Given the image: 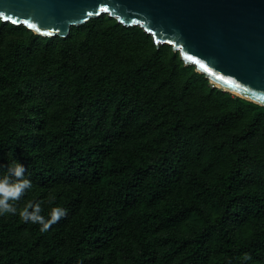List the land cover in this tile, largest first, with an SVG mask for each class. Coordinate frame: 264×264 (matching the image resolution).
<instances>
[{
    "label": "trees",
    "instance_id": "16d2710c",
    "mask_svg": "<svg viewBox=\"0 0 264 264\" xmlns=\"http://www.w3.org/2000/svg\"><path fill=\"white\" fill-rule=\"evenodd\" d=\"M0 264H264V105L109 13L44 36L0 17ZM245 254L251 256L244 260Z\"/></svg>",
    "mask_w": 264,
    "mask_h": 264
},
{
    "label": "water",
    "instance_id": "95a60500",
    "mask_svg": "<svg viewBox=\"0 0 264 264\" xmlns=\"http://www.w3.org/2000/svg\"><path fill=\"white\" fill-rule=\"evenodd\" d=\"M109 13L170 43L186 65L264 105V0H0V17L44 36Z\"/></svg>",
    "mask_w": 264,
    "mask_h": 264
},
{
    "label": "clouds",
    "instance_id": "9594fccd",
    "mask_svg": "<svg viewBox=\"0 0 264 264\" xmlns=\"http://www.w3.org/2000/svg\"><path fill=\"white\" fill-rule=\"evenodd\" d=\"M31 188V180L25 178L24 165L15 161L8 165L3 174H0V216L18 214L22 222L38 224L40 231L44 233L60 219L66 217L67 209L54 207L49 212L47 219L41 215V205L36 202H28L22 210L18 211L16 203ZM243 259L250 260L251 256L245 254Z\"/></svg>",
    "mask_w": 264,
    "mask_h": 264
},
{
    "label": "rangeland",
    "instance_id": "374dc122",
    "mask_svg": "<svg viewBox=\"0 0 264 264\" xmlns=\"http://www.w3.org/2000/svg\"><path fill=\"white\" fill-rule=\"evenodd\" d=\"M210 81H211V80H210ZM211 82L213 83V85H214V84H216V83H215V82H213V81H211ZM216 85H217V84H216ZM233 94H234V93H233ZM235 95H236V94H235Z\"/></svg>",
    "mask_w": 264,
    "mask_h": 264
}]
</instances>
